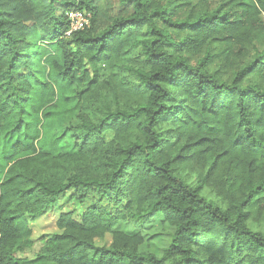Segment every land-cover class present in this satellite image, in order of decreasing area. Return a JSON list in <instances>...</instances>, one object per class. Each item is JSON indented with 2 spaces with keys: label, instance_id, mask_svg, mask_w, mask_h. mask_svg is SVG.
I'll return each instance as SVG.
<instances>
[{
  "label": "trees",
  "instance_id": "1",
  "mask_svg": "<svg viewBox=\"0 0 264 264\" xmlns=\"http://www.w3.org/2000/svg\"><path fill=\"white\" fill-rule=\"evenodd\" d=\"M0 264H264V0H0Z\"/></svg>",
  "mask_w": 264,
  "mask_h": 264
},
{
  "label": "rangeland",
  "instance_id": "2",
  "mask_svg": "<svg viewBox=\"0 0 264 264\" xmlns=\"http://www.w3.org/2000/svg\"><path fill=\"white\" fill-rule=\"evenodd\" d=\"M40 4V1L34 2ZM72 212L77 220H80L81 208L75 207L67 200L59 203L57 208L51 209L43 215L29 219V226L32 230V246L29 249L18 254L21 259H33L42 251L44 238L57 233L55 222L61 213ZM117 229L126 233H141L145 239V243L141 247V251L152 253L158 257L162 254V249L168 246L170 236L173 232L172 228L162 222L160 215L148 218L143 222H122L118 224ZM111 243V237L105 236L103 240H96V246L107 247Z\"/></svg>",
  "mask_w": 264,
  "mask_h": 264
},
{
  "label": "built area",
  "instance_id": "3",
  "mask_svg": "<svg viewBox=\"0 0 264 264\" xmlns=\"http://www.w3.org/2000/svg\"><path fill=\"white\" fill-rule=\"evenodd\" d=\"M68 20L70 23V34L71 32L82 30L84 27L89 25L90 15L85 12L72 11L68 14Z\"/></svg>",
  "mask_w": 264,
  "mask_h": 264
}]
</instances>
